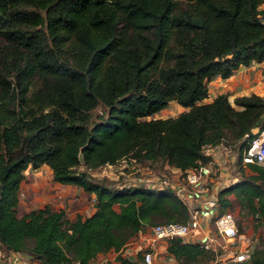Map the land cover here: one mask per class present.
<instances>
[{"label":"trees","instance_id":"obj_1","mask_svg":"<svg viewBox=\"0 0 264 264\" xmlns=\"http://www.w3.org/2000/svg\"><path fill=\"white\" fill-rule=\"evenodd\" d=\"M263 60L264 0H0L3 253L93 264L143 229L186 223L173 191L114 187L88 171L130 156L166 177L162 164L183 173L212 161L205 147L236 143L241 165L264 124V98L203 101L209 80ZM171 102L187 110L143 120ZM42 165L56 183L93 195L94 211L68 220L45 206L18 217L24 173ZM248 166L251 175L217 192L219 212L233 195L264 226V167ZM166 251L174 264L213 260L198 243L169 239ZM139 255L107 264H142ZM249 261L264 264V245Z\"/></svg>","mask_w":264,"mask_h":264},{"label":"rangeland","instance_id":"obj_2","mask_svg":"<svg viewBox=\"0 0 264 264\" xmlns=\"http://www.w3.org/2000/svg\"><path fill=\"white\" fill-rule=\"evenodd\" d=\"M259 64V63H257ZM249 67L250 70L244 69V67H240L239 70H241L239 76H236V70L231 76L233 79L230 81L233 82L234 80L238 81L244 80V84L252 85V83L255 81V83L263 82L264 78V68L262 65H256L255 63H252ZM248 69V67H247ZM235 74V75H234ZM230 76V77H231ZM228 77V78H230ZM219 79H222L223 81L220 83V86L217 85L213 87V82L216 80L214 78L213 80H209L208 87L210 90L208 98L204 100V103H208L211 101V98L213 96L214 92H217L218 89H222L221 95L228 97L231 95V92L229 90L230 83H228V78L224 79L218 76ZM238 79V80H237ZM248 81V82H246ZM233 84V83H232ZM259 84V83H258ZM257 85V84H256ZM214 88V89H213ZM229 90V91H228ZM235 91V90H234ZM230 92V93H229ZM218 96V95H217ZM264 98V97H263ZM213 99V98H212ZM182 107L178 106L175 102H171L168 104V106L161 110L159 113L147 117L143 120H151L156 118H169V117H176L179 113L184 111L181 109ZM102 107H98L94 110V113L101 114ZM227 149V155H222L220 160H225L224 164H221L220 168L217 166L218 169H220L223 172L229 171V174H227V179H225V184L229 182V179L232 177L238 176L239 180L241 178H244L246 175H251L252 172L249 170V166L246 165H238L236 163L238 159V146L239 144H231V145H223ZM82 164V163H81ZM167 164H162L161 168L166 171L167 177L173 178V180H176V182H183V176L180 174L177 176L176 179H174L173 175L168 169L165 168ZM119 166L117 165L115 168L110 169L108 167H103L98 169L97 171H88L92 177L96 179H103L109 183V185L116 187L121 182L118 179L119 176ZM157 168L155 170L153 169L152 174L157 176ZM78 170H83V167H79ZM114 170V171H113ZM161 170H159L160 172ZM129 173V172H128ZM25 178L21 182L20 186V193H19V208H18V217H21L22 215L30 212L31 210H37L44 208L45 206H48L49 209L52 212L56 211H62L64 218L68 220H72L75 218V216L79 215L81 217H87L94 211V197L93 195H89L85 192H83L81 189L69 186V185H62L58 184L53 180V175L50 171V169L42 165L40 168L34 170L31 168H28L25 173ZM217 175L215 176V178ZM214 178V177H213ZM213 178L211 180H213ZM175 182V181H174ZM212 182V181H211ZM215 188H210L209 186L206 187L204 191H199L197 193V197H192V200L194 199L195 202H197V207H202L203 203H206L209 208H212L216 201L217 197L215 194ZM229 199L231 200V206L228 209L225 210H231L236 218L239 220V223L241 224L244 231H242L248 238L249 243L251 245V254L253 251L257 249H262L264 245V226L259 224L260 220H257L256 217H252L249 214H246V210L241 208L238 203V199L235 198L233 195H230ZM115 209L118 211L117 206H115ZM216 210L211 209L210 210V216H213L216 214ZM204 230L206 232H214V227L212 225V220L209 217L208 218V224L204 226ZM134 238V239H133ZM132 240L129 242L128 246H126L124 249L126 252H122V254L130 253L132 252L136 259H139V251H136L135 249L138 245L143 247V243L141 241H137V237H132ZM167 241V240H166ZM136 242H138L136 244ZM142 244V245H141ZM139 246V247H140ZM158 251V253H157ZM155 255V263L156 264H164L166 261V254L165 253H159V250H157ZM250 254V258H251ZM120 255L114 251H109L106 254L98 255L96 257V263L98 264H107L108 261L111 263H114L116 257ZM200 264H218L214 263L212 260L206 258ZM221 264H234L231 262H225ZM246 264H251L250 261Z\"/></svg>","mask_w":264,"mask_h":264},{"label":"built area","instance_id":"obj_3","mask_svg":"<svg viewBox=\"0 0 264 264\" xmlns=\"http://www.w3.org/2000/svg\"><path fill=\"white\" fill-rule=\"evenodd\" d=\"M254 137L244 149L241 163L246 166L254 164L264 167V124L260 129L253 131ZM212 147H205V155ZM119 166V180L122 187H146L155 190H171L186 205L189 219L186 223L158 224L147 230L150 235V243L147 248H141L142 264H156L154 260L153 243L166 241L169 239L182 238L189 243H198L200 247L213 256V262H231L234 264H246L250 260L251 245L249 238L244 231L239 220L231 210L220 211L219 204L215 203L209 208L206 203L202 207H197L196 198L199 191H204L211 183V179L217 175V166L212 161L199 165L196 168L187 170L180 175L183 182H176L170 177H158L151 171L146 170L138 161L130 156L123 157L115 165L106 167L113 169ZM129 172V173H128ZM175 181V182H174ZM239 181L238 176L229 179L227 186H231ZM222 188H215V194ZM216 210V214L210 216V210ZM211 218L214 232H206L204 226ZM12 253V252H10ZM4 253L0 248V262ZM95 261L93 264H98ZM108 263H111L108 261Z\"/></svg>","mask_w":264,"mask_h":264},{"label":"crops","instance_id":"obj_4","mask_svg":"<svg viewBox=\"0 0 264 264\" xmlns=\"http://www.w3.org/2000/svg\"><path fill=\"white\" fill-rule=\"evenodd\" d=\"M256 65H262L263 68H264V60L257 64L255 63ZM251 67L248 66V69L247 67H244V69L246 70H250ZM240 69V68H239ZM238 69V72H236V76H239L241 70ZM233 76V75H232ZM230 77L228 78V83H230V86H229V90L231 92V95L229 96V99H234L237 98V97H241V96H248L250 94H256L258 95L259 97L263 98L264 97V78L263 79V82H258V83H255V81L252 83V85H249L248 84H242L244 83V80L242 81L241 80H234L233 82H231L230 80L233 79V77ZM216 78V80H214L213 82V87L219 85L220 86V83L223 81L222 79H219L218 76L214 77ZM213 78V79H214ZM212 79V80H213ZM224 82V81H223ZM248 82V81H246ZM233 83V84H232ZM257 84V85H256ZM221 87V86H220ZM214 89V88H213ZM228 90V91H229ZM235 90V91H234ZM210 91V90H209ZM222 89H218L217 92H214L213 93V96L212 98H215L217 95H221L222 93ZM229 92V93H230ZM237 96V97H236ZM206 100V99H205ZM211 102V101H209ZM184 110V108H181ZM187 109H185L184 111H186ZM227 149L223 146V144H220V145H217V146H214L212 147L209 152L207 153L208 156L211 157L212 159V162L214 163V165H218V167L220 168V166H222L221 164H224L225 163V160H220L221 156L222 155H227ZM166 169H168L173 175L174 179L177 178V176L180 174V171L177 170V169H174V168H170L166 165H164ZM218 173H217V177L213 178V180H211L212 182L209 184V187L210 188H224L226 187V184H225V179H227V174H229V171L227 170L226 172H223L221 171L220 169H217ZM215 190V189H214ZM137 241H141V243H143V247H141L140 245H138L135 249H137L136 251H139L140 252V249L141 248H147V246H149V243H150V235L147 233V229H143L142 232H140L138 235H137ZM183 242H186V241H183ZM138 242H136L137 244ZM142 245V244H141ZM140 246V247H139ZM166 248H167V241H158V242H155L153 243V253L155 254L157 250H159V253H165L166 254V261L164 264H174L175 263V260L174 258L169 255L166 251ZM125 250V249H124ZM122 250L120 254L122 257H128V258H132L134 259L135 256L132 252L130 253H126V254H122V252L124 251ZM127 250V249H126ZM126 250L124 252H126ZM158 253V251H157ZM154 260H155V255H154ZM0 264H38L37 261L31 259L30 256H28L27 254H23V253H9V254H4V257L2 258V261L0 262Z\"/></svg>","mask_w":264,"mask_h":264},{"label":"water","instance_id":"obj_5","mask_svg":"<svg viewBox=\"0 0 264 264\" xmlns=\"http://www.w3.org/2000/svg\"><path fill=\"white\" fill-rule=\"evenodd\" d=\"M80 162L82 163V159L81 158H80ZM176 241L179 242V243L183 242L182 238H180V237H177Z\"/></svg>","mask_w":264,"mask_h":264},{"label":"bare ground","instance_id":"obj_6","mask_svg":"<svg viewBox=\"0 0 264 264\" xmlns=\"http://www.w3.org/2000/svg\"><path fill=\"white\" fill-rule=\"evenodd\" d=\"M229 101L231 102L232 101V99H229ZM114 171V170H113Z\"/></svg>","mask_w":264,"mask_h":264},{"label":"clouds","instance_id":"obj_7","mask_svg":"<svg viewBox=\"0 0 264 264\" xmlns=\"http://www.w3.org/2000/svg\"><path fill=\"white\" fill-rule=\"evenodd\" d=\"M209 99V98H208ZM211 100H212V98H211Z\"/></svg>","mask_w":264,"mask_h":264}]
</instances>
